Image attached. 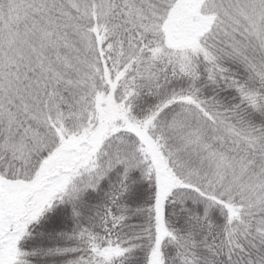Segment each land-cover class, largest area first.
<instances>
[{
    "label": "snow or ice",
    "instance_id": "obj_1",
    "mask_svg": "<svg viewBox=\"0 0 264 264\" xmlns=\"http://www.w3.org/2000/svg\"><path fill=\"white\" fill-rule=\"evenodd\" d=\"M0 264H264V0H0Z\"/></svg>",
    "mask_w": 264,
    "mask_h": 264
}]
</instances>
